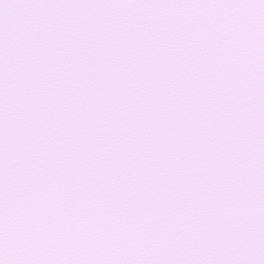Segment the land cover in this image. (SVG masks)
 Segmentation results:
<instances>
[{
  "label": "snow or ice",
  "instance_id": "obj_1",
  "mask_svg": "<svg viewBox=\"0 0 264 264\" xmlns=\"http://www.w3.org/2000/svg\"><path fill=\"white\" fill-rule=\"evenodd\" d=\"M0 264H264V0H0Z\"/></svg>",
  "mask_w": 264,
  "mask_h": 264
}]
</instances>
